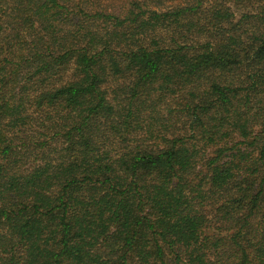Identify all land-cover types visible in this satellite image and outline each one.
Segmentation results:
<instances>
[{
  "label": "trees",
  "instance_id": "1",
  "mask_svg": "<svg viewBox=\"0 0 264 264\" xmlns=\"http://www.w3.org/2000/svg\"><path fill=\"white\" fill-rule=\"evenodd\" d=\"M0 264H264V0H0Z\"/></svg>",
  "mask_w": 264,
  "mask_h": 264
}]
</instances>
